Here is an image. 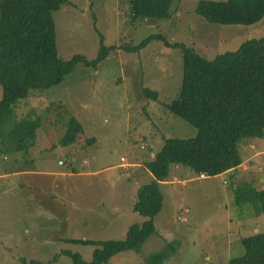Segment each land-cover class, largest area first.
Returning a JSON list of instances; mask_svg holds the SVG:
<instances>
[{
  "label": "rangeland",
  "instance_id": "obj_1",
  "mask_svg": "<svg viewBox=\"0 0 264 264\" xmlns=\"http://www.w3.org/2000/svg\"><path fill=\"white\" fill-rule=\"evenodd\" d=\"M198 2L173 0L170 16L161 20L132 21L121 0H69L53 12L62 59L74 53L93 59L101 39L112 48L97 68L78 63L58 86L19 101V120L34 111L41 124L27 154L0 152V170L38 174L0 178V264L46 262L62 250L89 261L94 246L69 239H123L130 224L145 219L133 205L151 152L160 149L164 136L186 137L197 129L164 105L178 91V49L161 39L138 52L124 46L159 33L214 59L264 33V16L244 25L209 23L195 12ZM144 87L157 90V97H148ZM71 116L83 129L64 145L59 140ZM239 149L248 160L238 165V179L247 182L245 187L264 189V136L243 138ZM137 162L143 170L131 166ZM71 168L91 174H61ZM187 175L175 185L178 194L162 195L155 231L139 249L119 252L107 264H147L145 258L161 251L167 253L162 264H228L243 252L240 237L264 230V214L256 202H235L228 187L234 180ZM177 198L180 210L174 214ZM50 264L72 262L59 254Z\"/></svg>",
  "mask_w": 264,
  "mask_h": 264
},
{
  "label": "trees",
  "instance_id": "obj_2",
  "mask_svg": "<svg viewBox=\"0 0 264 264\" xmlns=\"http://www.w3.org/2000/svg\"><path fill=\"white\" fill-rule=\"evenodd\" d=\"M128 7L132 21L166 19L173 0H121ZM69 0H0V152L28 153L37 136L41 117L34 111L17 117L21 99L58 86L78 63L97 68L111 46L100 47L93 57L74 53L67 59L59 56L53 12ZM195 12L214 24H251L264 16V0H199ZM161 39L165 46L178 49L182 57L181 79L176 95L164 105L174 116L181 117L197 131L186 137L164 136L163 144L147 163L152 174L137 192L133 208L145 216L142 222L130 224L123 239L90 240L73 237L72 243L94 246L91 259L80 253L62 250L46 262L30 260L29 264H50L59 254L72 264H107L117 253L138 250L146 237L155 231L154 215L162 208L160 182L167 180L176 166L195 176L211 177L227 173L231 183L242 162L239 143L245 137L264 136V33L245 39L236 49L218 54L214 59L183 43H170L162 34H152L127 51L138 52L151 40ZM147 96L158 91L144 87ZM83 129L74 116L69 117L60 143L76 140ZM87 141V139L85 140ZM182 178L188 175L182 172ZM247 182L232 183L229 190L235 202L254 203L264 214V189ZM243 252L228 264H264V230L240 237ZM164 251L145 258L147 264H162ZM27 264L25 259L24 263Z\"/></svg>",
  "mask_w": 264,
  "mask_h": 264
},
{
  "label": "crops",
  "instance_id": "obj_3",
  "mask_svg": "<svg viewBox=\"0 0 264 264\" xmlns=\"http://www.w3.org/2000/svg\"><path fill=\"white\" fill-rule=\"evenodd\" d=\"M242 141V140H241ZM244 141V140H243ZM239 146V145H238ZM252 147V146H251ZM251 147H250V150H252L251 149ZM239 153H240V155H241V157H242V162H241V164H240V166L241 165H244V162L246 161V160H248V158L246 157V156H244V155H242L241 154V152H240V149H239ZM252 153V152H251ZM155 154H156V152H151V157L153 158L154 156H155ZM254 155H256V154H254ZM254 155H252V156H254ZM251 156V157H252ZM124 157V156H123ZM122 158V157H121ZM125 158V157H124ZM151 158V159H152ZM122 161V160H121ZM122 162H127V158H125V160L124 161H122ZM148 163V162H147ZM131 164V163H130ZM144 164V163H143ZM132 165H134V166H137V167H143V165H142V163H139V162H137V163H135V164H131V166ZM124 166V165H123ZM130 166V167H131ZM125 167V166H124ZM123 167V168H124ZM145 167V170L143 171V178H141V179H143V183H147V182H149L150 180H151V178H152V174L150 173V171L148 170V168H147V165H145L144 166ZM238 167V166H237ZM236 167V169H235V174H234V178H233V180H234V182H236V183H238V182H241L238 178L239 177H237V174H238V171H239V168H237ZM126 168V167H125ZM127 168H129V166H127ZM126 168V169H127ZM3 169H5V170H0V178H4V177H8V176H10V175H12V174H14V175H18V176H21V175H27V174H38L35 170H31V171H25V170H23V171H16V172H9L6 168H3ZM174 169V171L169 175V177L167 178V180H165V181H161L160 182V190H161V192H162V195L164 194V192H166V197H172L173 198V196L177 193V190H175L176 188H175V185L177 184V183H180V181H182L181 180V174H182V172L184 173V174H188V171L187 170H185V169H183V168H180L179 166H176V167H174L173 168ZM128 170V169H127ZM141 170H143L142 168H141ZM141 170H139V171H141ZM139 171H134V173H138ZM61 174H86V175H88V174H91V172L90 171H83V170H81L80 168H71L70 169V171H67V172H64V173H61ZM219 175H223V177H222V183H223V181H226L225 179H227L226 177H227V173H222V174H219ZM207 177V176H206ZM206 177H203V178H206ZM175 179H177V180H175ZM20 182H23V177H21L20 178ZM141 181V180H140ZM245 181V180H244ZM164 190V191H163ZM178 194V193H177ZM175 201V200H174ZM174 203V206H176L177 205V211L176 210H172V213H174V214H177L179 211H178V208H179V210H180V204L178 203V198H177V200H176V202H173ZM154 224H155V216H154ZM155 228H156V226H155Z\"/></svg>",
  "mask_w": 264,
  "mask_h": 264
},
{
  "label": "built area",
  "instance_id": "obj_4",
  "mask_svg": "<svg viewBox=\"0 0 264 264\" xmlns=\"http://www.w3.org/2000/svg\"><path fill=\"white\" fill-rule=\"evenodd\" d=\"M121 160H123V161H124V160H125V158H124V157H122V158H121ZM263 169H264V166H263ZM202 176H203V175H202ZM175 180H177V179H175Z\"/></svg>",
  "mask_w": 264,
  "mask_h": 264
}]
</instances>
